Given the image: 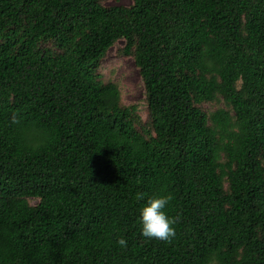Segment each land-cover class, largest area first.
Here are the masks:
<instances>
[{
    "label": "trees",
    "instance_id": "16d2710c",
    "mask_svg": "<svg viewBox=\"0 0 264 264\" xmlns=\"http://www.w3.org/2000/svg\"><path fill=\"white\" fill-rule=\"evenodd\" d=\"M105 1L0 0V264H264V0Z\"/></svg>",
    "mask_w": 264,
    "mask_h": 264
},
{
    "label": "rangeland",
    "instance_id": "374dc122",
    "mask_svg": "<svg viewBox=\"0 0 264 264\" xmlns=\"http://www.w3.org/2000/svg\"><path fill=\"white\" fill-rule=\"evenodd\" d=\"M132 0H106V5H130ZM124 45L118 43L111 48L107 58L104 60L100 73L105 81L117 83L121 91L122 102L125 105H135L140 116L147 118V105L145 102L144 84L136 67L134 59L122 56L119 48ZM214 109L215 107H212ZM36 204L37 200L32 199Z\"/></svg>",
    "mask_w": 264,
    "mask_h": 264
},
{
    "label": "clouds",
    "instance_id": "9594fccd",
    "mask_svg": "<svg viewBox=\"0 0 264 264\" xmlns=\"http://www.w3.org/2000/svg\"><path fill=\"white\" fill-rule=\"evenodd\" d=\"M12 123H19L16 116H13ZM136 198L142 200L145 194L137 193ZM174 199L171 193L148 198L146 205L141 210V235L149 240L155 239L166 243H171L176 237L175 225L180 217L169 216L166 209ZM118 244L122 248H127V240L121 238Z\"/></svg>",
    "mask_w": 264,
    "mask_h": 264
}]
</instances>
